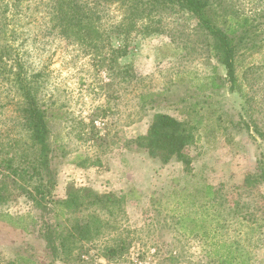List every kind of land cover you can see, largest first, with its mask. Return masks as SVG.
Masks as SVG:
<instances>
[{"label":"rangeland","instance_id":"obj_1","mask_svg":"<svg viewBox=\"0 0 264 264\" xmlns=\"http://www.w3.org/2000/svg\"><path fill=\"white\" fill-rule=\"evenodd\" d=\"M212 2L251 24L254 46L242 48L236 82L208 31L179 6L144 14L122 0H0V37L52 113L55 197L65 198L71 186L121 197L112 214L92 207L74 214L96 212L101 233L56 264H264V182H247L264 165V0ZM76 13L86 14L94 33L73 30ZM125 45L122 55L117 48ZM212 78L225 86L214 88ZM157 112L193 127L184 150L189 166L137 145ZM10 154L30 160L34 148L21 98L0 79V158ZM207 184L218 200L209 210L220 215L210 225L220 228L215 236L191 232L183 221L202 216ZM0 211L30 215L17 221L27 229L0 220V264L53 260L40 224H32L38 211L31 197ZM109 247L116 248L111 257Z\"/></svg>","mask_w":264,"mask_h":264},{"label":"trees","instance_id":"obj_2","mask_svg":"<svg viewBox=\"0 0 264 264\" xmlns=\"http://www.w3.org/2000/svg\"><path fill=\"white\" fill-rule=\"evenodd\" d=\"M113 1V0H112ZM140 12H153L160 5L179 6L193 14L210 35V46L218 61L226 68L227 78L231 82L237 81V58L242 48L254 46L255 39L250 36L248 19L242 17L224 16L219 12L212 0H122ZM3 4H0L2 7ZM6 9V8H5ZM2 9V16L6 10ZM72 19L73 30L83 36L84 33H94L91 21L86 20V14ZM74 21V22H73ZM70 24L69 27L72 25ZM250 37H252L250 39ZM6 38L0 37V79L9 84L21 98V111L25 129L34 148V157L27 160L25 156L10 154L0 158V204L8 203L24 195L33 199L38 216L32 218V224H40L47 242V247L53 257L48 264H56L57 259H68L80 249L83 241H90L101 233V221L96 212L85 216H75L90 207L107 210L111 214L120 207L121 197L115 194H103L88 187L71 186L65 198L57 199L54 191L58 182L56 158L58 156L56 142L53 138L51 118L52 113L40 102L34 76L27 74L24 64L18 54H14ZM248 40V44L246 43ZM122 55L126 54L127 46L117 48ZM220 80H223L219 78ZM212 86L220 89L223 82H216L212 78ZM36 84V85H35ZM201 122V121H199ZM193 127L185 120L164 112H157L151 121L148 131L137 137L138 146L146 148L149 155L160 158L163 162L178 160L185 166L190 165V157L184 152L193 138ZM21 158V159H20ZM25 159V160H24ZM264 182V165L260 166L259 174L255 178H248L247 182ZM204 212L202 216H185L184 222H190L191 232L199 231L204 236L218 233L219 214H212L216 192L209 184L205 185ZM206 203L210 204L207 208ZM115 204V205H112ZM111 206L112 209L109 207ZM72 214L67 220H60L61 216ZM30 216H13L0 211V220H5L15 227L27 229V226L17 221ZM68 217V216H67ZM109 257L116 253V248L107 249Z\"/></svg>","mask_w":264,"mask_h":264}]
</instances>
